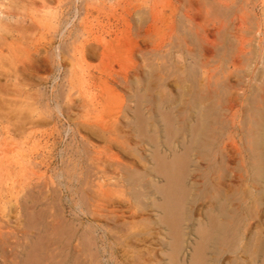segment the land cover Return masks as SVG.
Returning <instances> with one entry per match:
<instances>
[{
	"label": "rangeland",
	"instance_id": "374dc122",
	"mask_svg": "<svg viewBox=\"0 0 264 264\" xmlns=\"http://www.w3.org/2000/svg\"><path fill=\"white\" fill-rule=\"evenodd\" d=\"M263 119L264 0H0V264H264Z\"/></svg>",
	"mask_w": 264,
	"mask_h": 264
},
{
	"label": "bare ground",
	"instance_id": "6f19581e",
	"mask_svg": "<svg viewBox=\"0 0 264 264\" xmlns=\"http://www.w3.org/2000/svg\"><path fill=\"white\" fill-rule=\"evenodd\" d=\"M14 2H15V1H14ZM8 30H9V28H8ZM92 52H93V51H92ZM103 58H104V57H103ZM105 59H106V58H105ZM231 107H232V104H229V108H231ZM200 110H201V109H200ZM199 112H200V111H199ZM201 112H202V111H201ZM197 115H198V114H197ZM262 115H263V114H262ZM202 116H203V115H202ZM204 116H205V115H204ZM207 117H208V116H207ZM260 117H261V116H260ZM211 118H213V117H211ZM203 119H204V117H203ZM196 120H198L197 117H196ZM209 120H211V119H208V121H209ZM263 120H264V119H263ZM208 121H206V122H208ZM211 121L214 122V120H211ZM259 121H260V120H259ZM262 122H263V121H262ZM197 123H198V122H196V125H197ZM200 123H201V122H200ZM210 123H211V122H210ZM212 124H215V122L212 123ZM258 124H261V123H258ZM258 124H257V125H258ZM263 125H264V124H263ZM258 126H259V125H258ZM261 126H262V125H261ZM191 127H192V126H191ZM194 127H195V126H193V128H194ZM206 127H207V126H206ZM211 127H212V126H211ZM195 129H196V128H195ZM198 129H199V128H198ZM217 129H218V128H217ZM166 130H167V129H166ZM199 130H200V129H199ZM174 132H175V131H174ZM210 132H211V131H210ZM212 132H213V131H212ZM196 133H198V131H196ZM204 133H205V132H204ZM167 134H168V133H167ZM200 134H201V132H200L199 135H197V136H200ZM205 134H206V133H205ZM256 134H257V133H256ZM169 136H170V135H169ZM204 136H205V135H204ZM206 136H207V135H206ZM259 136H260V135H259ZM215 137H216V136H215ZM255 137H258V136H255ZM168 138H169V137H168ZM185 138H186V137H185ZM187 138H188V137H187ZM189 138H190V137H189ZM199 138H200V137H198L197 140H200V139H201V138H200V139H199ZM258 138H259V137H258ZM190 139H192V136H191ZM193 139H194V136H193ZM193 139H192V140H193ZM206 139H207V138H206ZM210 139H211V138H210ZM254 139H256V138H254ZM165 140H166V139H165ZM156 141H158V140H156ZM187 141H188V140H187ZM193 141H194V140H193ZM203 141H204V139H203ZM210 141H212V140H210ZM259 141L261 142V140H259ZM259 141H258V142H259ZM163 142H165V141H163ZM167 142H168V141H167ZM194 142H195V141H194ZM194 142H193V143H194ZM256 142H257V141H256ZM262 142H263V141H262ZM181 143H182V142H181ZM193 143H192V144H193ZM199 143H200V142H199ZM208 143H209V141H208ZM182 144H183V143H182ZM186 144H187V143H186ZM194 144H195V143H194ZM194 144H193V145H194ZM196 144H198V143L196 142ZM196 144H195V145H196ZM202 144L204 145V143H202ZM213 144H214V142H213ZM157 145H158V144H157ZM157 145H156V146H157ZM190 145H191V144H189V145H185V146H186V149H187V146H190ZM198 145H199V144H198ZM261 145H262V144H261ZM196 146H197V145H196ZM196 146H193V147L196 148ZM205 146H207V145H205ZM234 146H235V145H234ZM190 147H192V145H191ZM260 147H261V146H260ZM262 147H264V146H262ZM173 148H174V146H173ZM197 148H198V147H197ZM202 148H203V147H202ZM255 148H258V147H255ZM175 149H176V147H175ZM186 149H185V150H186ZM188 149L191 150L192 148H189V147H188ZM198 149H199V148H198ZM205 149H206V148H205ZM207 149H208V148H207ZM170 150H171V149H170ZM186 151H187V150H186ZM194 151H195V150H194ZM208 151H209V150H208ZM262 151H264V149H262ZM162 152H163V151H162ZM191 152H192V151H191ZM201 152H202V151H201ZM201 152H200V153H201ZM212 152H213V151H212ZM198 153H199V152H198ZM219 153H220V152H219ZM262 153H263V152H262ZM185 154H186V153H185ZM187 154H188V153H187ZM191 154H192V153H191ZM208 154H209V152H208ZM254 154H255V153H254ZM259 154H260V153H259ZM209 155H211V154H209ZM250 155H251V154H250ZM261 155H262V154H261ZM263 155H264V154H263ZM263 155H262V156H263ZM188 156H189V155H188ZM188 156H187V157H188ZM213 156H214V155H213ZM213 156H212V157H213ZM183 157H184V156H183ZM181 158H182V157H181ZM262 158H263V157H262ZM187 159H188V158H187ZM189 159H190V156H189ZM263 159H264V158H263ZM159 160L162 161L161 159H159ZM171 160H173V159H171ZM176 160H177V159H176ZM261 160H262V159H261ZM164 161H165V160H164ZM263 161H264V160H263ZM187 162H188V161H187ZM258 162H262V161H259V160H258ZM166 164H167V163H166ZM171 164H172V163H171ZM177 164H178V163H177ZM216 164H217V163H216ZM260 164H264V162H263V163H260ZM158 165H159V164H158ZM254 165H255V164H254ZM254 165H253V166H254ZM175 166H176V165H175ZM258 166H259V165H258ZM258 166H256V167H258ZM165 167H166V166H165ZM169 167H170V166H169ZM177 167H178V166H177ZM185 167H186V166H185ZM254 167H255V166H254ZM261 167H262V169L264 168L263 166H261ZM261 167H259V168H261ZM259 168H258V169L255 168V169H256L257 171H259ZM151 169H153V168H151ZM182 169H183V168H182ZM155 170H156V169H155ZM166 170H167V169H166ZM180 170H181V169H180ZM183 170H185V169H183ZM195 170H196V169H195ZM160 171H163V170L161 169ZM164 171H165V170H164ZM168 171H170V170H168ZM187 171H188V170H187ZM257 171H256V173H257ZM262 171H264V170H262ZM178 172H179V169H178ZM260 172H261V171H260ZM171 173H172V171H171ZM180 173H181V172H180ZM184 173H186V172H184ZM262 173H264V172H262ZM162 174H163V173H162ZM172 174H173V173H172ZM259 174H261V173H259ZM165 175H166V173H165ZM178 175H179V174H178ZM181 175H182V174H181ZM254 175H255V174H254ZM173 176H175V175H173ZM176 176H177V175H176ZM182 176H183V175H182ZM261 176H262V174H261ZM259 177H260V175H259ZM259 177H258V179H260ZM263 177H264V174H263ZM174 178L177 179V177H174ZM170 179H171V178H170ZM181 179H182V178H181ZM183 179H184V178H183ZM163 180H164V178H163ZM166 180H167V179H166ZM166 180H165V181H166ZM172 180H173V178H172ZM174 180H175V179H174ZM184 180H185V179H184ZM184 180H183V181H184ZM256 180H257V178H256ZM260 180H261V179H260ZM262 180H263V179H262ZM167 181H168V180H167ZM178 181H179V180H178ZM183 181H182V182H183ZM205 181H206V180H205ZM258 181H259V180H258ZM180 182H181V181H180ZM184 183H185V182H184ZM169 184H172V181H171V183L169 182V183L167 184V186H168ZM178 184H179V183H178ZM182 184H183V183H182ZM173 185H175V184H173ZM173 185H172V186H173ZM196 185H197V184H196ZM215 185H216V184H215ZM170 186H171V185H170ZM170 186H169V187H170ZM181 186H182V185H181ZM191 186H192V185H191ZM209 186H210V185H209ZM165 187H166V186H165ZM178 187H179V189L181 188L180 186H178ZM162 188H164V187H162ZM170 188H171V187H170ZM206 188H207V187H206ZM216 188H217V187H216ZM179 189H178V191H179ZM163 190H164V189H163ZM163 190H162V191H163ZM164 191H165V190H164ZM172 191H173V192H177V190H176V191H175V190H172ZM261 191H262V190H260V192H261ZM168 192H169V191H168ZM179 192H180V191H179ZM191 192H192V191H191ZM161 193H162V192H161ZM186 193H187V192H186ZM258 193H259V192H258ZM258 193H257V194H258ZM183 194H184V193H183ZM192 194H193V193H192ZM259 194H260V193H259ZM173 195H174V194H173ZM177 195H178V194H177ZM181 195H182V194H181ZM181 195L179 194L180 197H181ZM220 195H221V194H220ZM228 195H229V194H228ZM165 196H166V195H165ZM259 196H260V195H259ZM169 197H170V196H169ZM171 197H173V196H171ZM185 197H186V195H185ZM221 197H222V196H221ZM253 197H254V196H253ZM166 198H167V197H166ZM181 198H183V196H182ZM188 198H189V197H188ZM224 198H225V197H224ZM254 198H255V197H254ZM256 198H257V197H256ZM258 198H259V197H258ZM258 198H257V199H258ZM173 199H174V198H173ZM170 200H171V199H170ZM183 200H184V199H183ZM183 200H182V202H183ZM188 200H189V199H188ZM188 200H187V201H188ZM226 200H227V199H226ZM164 201H166V200H163V202H164ZM168 201H169V200H167V202H168ZM171 201H172V200H171ZM171 201H170V202H171ZM185 201H186V200H185ZM187 201H186V202H187ZM224 201H225V199H224ZM176 202H177V200H176ZM176 202H175V204H177ZM180 203H181V202H180ZM187 203H188V202H187ZM182 204H184V206H185V203H182ZM164 205H165V204H164ZM178 205H179V204H178ZM220 205H221V204H220ZM240 205H241V204H240ZM172 207H173V206H172ZM172 207H170V208H172ZM165 208H167V207H165ZM249 208H250V207H249ZM173 209H174V208H173ZM178 209H180V208H178ZM184 209H185V208H183V210H184ZM230 209H232V207H231ZM165 210H166V209H165ZM167 210H169V209H167ZM167 210H166V211H167ZM166 211H164V212H166ZM172 211H174V210H172ZM175 211H176V210H175ZM175 211H174V213H177V216H178V212H177V211L175 212ZM226 211H227V210H226ZM229 211H230V210H229ZM232 211H234V210H232ZM249 211H250V210H249ZM249 211H248V212H249ZM168 212H169V211H168ZM226 213H227V212H226ZM226 213H225V214H226ZM172 214H173V213H172ZM184 214H185V213H184ZM187 214H188V213H187ZM219 214H220V213H219ZM219 214H218V215H219ZM179 215H180V214H179ZM181 215H182V214H181ZM181 215H180V218H181ZM171 216H172V215H171ZM183 216H184V215H183ZM183 216H182V217H183ZM208 216H209V215H208ZM239 216H240V215H239ZM175 217H176V216H175ZM184 217H185V216H184ZM184 217H183V219H184ZM173 218H174V217H173ZM180 218H179V219H180ZM221 218H222V216H221ZM237 218H238V217H237ZM241 218H242V217H241ZM173 220H174V219H173ZM222 220H224V219L222 218ZM174 221H175V220H174ZM213 223H214V222H213ZM217 223H218V222H217ZM219 223H221V220L219 221ZM175 224H176V223H175ZM215 224H216V223H215ZM178 225H180V224L178 223ZM210 225H211V224H210ZM216 225H217V224H216ZM221 226H222V225H221ZM212 227H213V226H212ZM215 227H216V226H215ZM217 227H218V226H217ZM225 227H227V226H225ZM229 227H230V226H229ZM245 227H246V226H245ZM247 227H248V226H247ZM202 228H203V227H202ZM205 228H206V227H205ZM218 229H220V231H221V228H218ZM216 230H217V229H216ZM222 230H223V229H222ZM236 230H237V229H236ZM212 232H213V231H212ZM212 232H210V233H212ZM208 233H209V231H208ZM213 233H214V232H213ZM225 233H227V231H226V232L224 231V234H225ZM175 234H176V233H175ZM176 235H177V234H176ZM213 236H214V235H213ZM213 236H212V237H213ZM209 237H210V236H209ZM214 237H215V236H214ZM220 237H221V236H220ZM174 238H175V237H174ZM203 238H204V237H203ZM230 238H231V237H230ZM230 238H229V239H230ZM214 239H215V238H214ZM207 240H208V239H207ZM224 240H225V239H224ZM224 240H223V241H224ZM227 240H228V239H227ZM179 241H180V240H179ZM203 241H204V240H203ZM206 242H207V241H206ZM208 242H209V241H208ZM211 242H212V241H211ZM178 243H179V242H178ZM214 243H215V242H213V244H214ZM216 243H217V242H216ZM203 244H204V243H203ZM205 244H206V243H205ZM207 244H208V243H207ZM230 244H231V243H230ZM258 244H259V243H258ZM258 244H257V245H258ZM260 244H261V242H260ZM261 245H262V244H261ZM179 246H180V243H179ZM199 246H200V245H199ZM205 246H206V245H205ZM216 246H217V245H216ZM246 246H247V245H246ZM246 246H245V247H246ZM175 247H178V245L175 246ZM200 247H201V246H200ZM207 247H208V248H207V251H208V249H210V248H209V246H207ZM218 247H220V246H217V248H218ZM261 247H263V245H262ZM198 248H199V247H198ZM211 248H212V247H211ZM222 248H223V247H222ZM256 248H258V247H256ZM180 249H181V248H180ZM204 249H205V248H204ZM204 249L202 248L203 251H205ZM214 249H215V248H214ZM219 249H220V248H219ZM243 249H244V248H243ZM260 249H262V248H260ZM260 249H258V250H260ZM202 250H201V248H200V251H202ZM215 250H216V249H215ZM221 250H222V249H221ZM229 250H230V249H229ZM231 250H232V249H231ZM249 250H250V249H249ZM216 251H217V250H216ZM260 251H261V250H260ZM177 252H178V251H177ZM177 252H176V253H177ZM205 252H206V251H205ZM203 253H204V252H203ZM220 253H221V252H220ZM256 253L258 254L257 251H256ZM205 255H206V254H205ZM214 255H215V254H214ZM193 257H194V256H193ZM197 257H198V256H197ZM201 257H203V256H201ZM254 257H255V256H254ZM191 258H192V257H191ZM208 258H209V256H208ZM199 259H201V258H199ZM203 259H204V258H203ZM204 260H208V259H204ZM262 260H263V259H262ZM199 261H200V260H199ZM202 261H203V260H202ZM202 261H201V262H202ZM209 261H210V260H209ZM194 263H196V262H194ZM209 263H210V262H209ZM206 264H208V263H206Z\"/></svg>",
	"mask_w": 264,
	"mask_h": 264
}]
</instances>
